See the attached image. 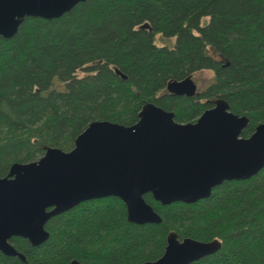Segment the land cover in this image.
Listing matches in <instances>:
<instances>
[{
    "label": "trees",
    "instance_id": "1",
    "mask_svg": "<svg viewBox=\"0 0 264 264\" xmlns=\"http://www.w3.org/2000/svg\"><path fill=\"white\" fill-rule=\"evenodd\" d=\"M203 69L215 76L205 88H172ZM220 97L249 117L242 136L264 121V0H85L60 17L26 16L0 36V176L49 146L72 149L94 120L132 125L153 101L196 121ZM144 197L161 222L130 221L117 195L87 199L53 215L43 243L11 237L26 259L0 250V264H142L172 231L222 241L190 264H264V167L194 202Z\"/></svg>",
    "mask_w": 264,
    "mask_h": 264
},
{
    "label": "water",
    "instance_id": "2",
    "mask_svg": "<svg viewBox=\"0 0 264 264\" xmlns=\"http://www.w3.org/2000/svg\"><path fill=\"white\" fill-rule=\"evenodd\" d=\"M85 0H0V36L11 37L26 16L60 17ZM172 88L197 90L194 80ZM249 122L217 98L196 121L181 122L175 112L153 101L145 103L132 124L97 119L70 150L47 147L37 160L15 162L0 176V250L23 260L26 255L11 237H26L39 245L50 236L47 221L81 201L117 195L136 223L161 222L146 201L152 192L164 204L194 202L208 197L226 179H244L264 167V121L250 136ZM219 239L168 235L164 253L142 264H190L218 251ZM69 264H91L73 259Z\"/></svg>",
    "mask_w": 264,
    "mask_h": 264
},
{
    "label": "rangeland",
    "instance_id": "3",
    "mask_svg": "<svg viewBox=\"0 0 264 264\" xmlns=\"http://www.w3.org/2000/svg\"><path fill=\"white\" fill-rule=\"evenodd\" d=\"M174 40H175L174 37L168 38V37H163L162 34L158 35V41L160 43L166 42L171 44ZM214 79H215L214 72L211 69H203L194 74V81L197 84V88L200 90L205 88V86L210 84L212 81H214ZM54 86L59 89H64L66 87L65 83L62 81L61 82L55 81Z\"/></svg>",
    "mask_w": 264,
    "mask_h": 264
}]
</instances>
